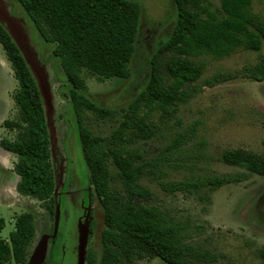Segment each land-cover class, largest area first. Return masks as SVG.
<instances>
[{"label":"trees","instance_id":"trees-1","mask_svg":"<svg viewBox=\"0 0 264 264\" xmlns=\"http://www.w3.org/2000/svg\"><path fill=\"white\" fill-rule=\"evenodd\" d=\"M14 1L40 38L52 46L69 83L68 103L75 116L89 183L103 216L100 251L88 248L85 264H133L153 258L165 264L213 260L207 250L188 243L195 239L199 226L152 203L146 181L156 180L165 192L196 193L207 199L223 184L253 174L264 176V153L225 149L219 160L241 170L203 179H161V164L145 157L144 143L155 135V128L148 113H141V106L173 115L176 105L189 93L183 84L196 80L204 68L195 57L207 54L222 58L240 49L259 51L264 47V19L252 11L251 0H220L213 9L206 0H171L175 21L168 38L158 47V52L170 54L165 71L158 70L152 61L154 72L148 82L120 107L102 106L86 96L81 73L85 69L100 80L130 75L141 5L135 0ZM0 46L16 80L11 94L16 116L1 123L15 133L12 138L1 137L0 146L16 155L12 170L18 176L17 193L39 201L52 218L55 181L43 99L19 47L1 23ZM244 74L264 81V54L257 63L246 66ZM87 112L119 119L109 134L100 135L87 127ZM192 132V128L189 135L178 132L168 148L177 150ZM4 226L0 216V264H24L34 241L35 215L29 210L16 214L6 238L1 235ZM58 252L59 248L53 249V253ZM259 252L264 257V247Z\"/></svg>","mask_w":264,"mask_h":264},{"label":"rangeland","instance_id":"rangeland-1","mask_svg":"<svg viewBox=\"0 0 264 264\" xmlns=\"http://www.w3.org/2000/svg\"><path fill=\"white\" fill-rule=\"evenodd\" d=\"M135 1L141 5L143 13L135 52L129 63L130 75L100 80L85 69L81 73L86 83V96L102 106L127 105L148 82L154 69L152 61L158 70L165 71L164 64L170 54L158 52V47L172 30L174 6L171 0ZM206 1L210 9L220 2ZM251 7L264 19V0H251ZM0 20L29 60L38 80L55 181V212L50 218L39 201L17 193L18 176L12 170L16 155L0 151V216L5 220L1 235L8 236L16 214L29 210L35 215L36 230L24 264L32 260V251L41 239H45V245L39 264L54 255L50 246L56 239L60 240V258L64 250L62 239H70V248L77 239V264H84L82 249L89 246L96 253L100 251L103 216L101 206L91 193L75 116L68 103L69 83L58 59L52 54V46L40 38L14 0H0ZM263 54L264 47L259 51L240 49L222 58L207 54L197 56L194 59L204 66L202 73L196 80L183 84L189 93L184 95V102L176 105L173 115L158 108L149 110L141 106V113H148L155 128V135L144 143L145 157L161 164L164 171L161 179H203L212 174L241 170L219 160L225 149L242 148L264 153V81L252 80L244 74V68L257 63ZM38 69L43 71L44 77L39 75ZM15 87L16 80L0 46V138H12L15 133L1 125L5 119L16 116L11 97ZM118 119L119 116L109 119L87 112L85 123L92 132L107 135ZM191 128L192 134L177 150L168 148L178 132L189 135ZM146 184L152 191V203L199 226L195 239L188 243L207 250L213 257L202 264H264V257L259 252L264 247V176L253 174L239 182L223 184L207 199L196 193L165 192L156 180L146 181ZM88 212L94 219V230L89 239L85 233ZM81 228L84 229L81 231ZM133 264L165 263L153 258L135 260Z\"/></svg>","mask_w":264,"mask_h":264},{"label":"flooded vegetation","instance_id":"flooded-vegetation-1","mask_svg":"<svg viewBox=\"0 0 264 264\" xmlns=\"http://www.w3.org/2000/svg\"><path fill=\"white\" fill-rule=\"evenodd\" d=\"M91 193L93 194L92 189H91ZM93 196H94V194H93ZM87 218H88V220H87L88 222H86L87 225L85 227V231H86L85 233L87 235V238L89 239L93 230H94V219H93V215L91 212H88ZM83 229L84 228H81V231ZM69 240L70 239H62L61 243H62L63 249H64L63 250V257L60 258V255L58 257V253H56V254L54 253V255L52 254V256L44 264H77L78 263L77 262V260H78L77 239L74 240L72 248H70L68 245ZM53 242H54V244H53ZM59 247H60V240L56 239V240L51 241L50 250H52V248L55 249V248H59ZM88 248H91V247L87 246V247H85V249L81 250V252L84 255V258H85V252H86V250H88ZM84 264H85V262H84Z\"/></svg>","mask_w":264,"mask_h":264},{"label":"water","instance_id":"water-1","mask_svg":"<svg viewBox=\"0 0 264 264\" xmlns=\"http://www.w3.org/2000/svg\"><path fill=\"white\" fill-rule=\"evenodd\" d=\"M0 23L3 25V23H2L1 20H0ZM4 28H5L6 31L9 33V35L12 37L11 33L9 32V29L6 28L5 26H4ZM12 39L14 40V42L16 43V45H17V46L19 47V49H20V46H19L18 43L15 41V39H14L13 37H12ZM20 51H21V49H20ZM21 53H22V51H21ZM22 55H23V53H22ZM23 57H24V59H25L27 65H28V67H29V69H30V71H31V73H32V75H33V77H34L35 80H36V84H37V86H38V89H39L40 94H42V93H41V89H40L39 84H38V80H37V78H36V76H35V74H34V72H33V70H32V66L29 64V60H28L24 55H23ZM37 72L39 73L40 76L43 74V71H42V70H39V69H38ZM41 77H42V76H41ZM43 77H44V74H43ZM41 97H42V95H41ZM42 99H43V97H42ZM43 105H44V101H43ZM44 112H45V109H44ZM44 245H45V239H41L40 241H38V243H37V245H36L34 251H32V254H31V258H32V260L29 261L28 264H39V263L41 262V260H42V256H43V252H44Z\"/></svg>","mask_w":264,"mask_h":264},{"label":"crops","instance_id":"crops-1","mask_svg":"<svg viewBox=\"0 0 264 264\" xmlns=\"http://www.w3.org/2000/svg\"><path fill=\"white\" fill-rule=\"evenodd\" d=\"M0 151H2V152H8V151H6V150L4 151V149H0Z\"/></svg>","mask_w":264,"mask_h":264}]
</instances>
